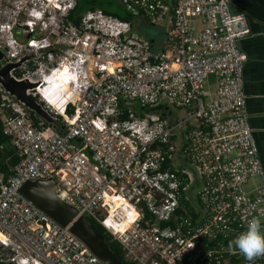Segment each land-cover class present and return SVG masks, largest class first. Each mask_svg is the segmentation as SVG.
Returning a JSON list of instances; mask_svg holds the SVG:
<instances>
[{"label":"built area","instance_id":"obj_1","mask_svg":"<svg viewBox=\"0 0 264 264\" xmlns=\"http://www.w3.org/2000/svg\"><path fill=\"white\" fill-rule=\"evenodd\" d=\"M121 1L162 37L99 8L73 23L74 0H0V66L15 61L14 78L37 82L26 92L56 126L0 85L1 130L18 156L0 171V263L108 264L18 190L51 178L130 264H249L228 247L264 215L237 46L245 15L231 0Z\"/></svg>","mask_w":264,"mask_h":264},{"label":"crops","instance_id":"obj_2","mask_svg":"<svg viewBox=\"0 0 264 264\" xmlns=\"http://www.w3.org/2000/svg\"><path fill=\"white\" fill-rule=\"evenodd\" d=\"M229 8L233 12H243L248 27L246 35L237 41V46L246 56L241 68L244 105L257 155L264 170V0H231ZM156 28L157 31L150 36L159 39L163 28ZM214 83V77L209 76L207 88L211 90ZM176 113L179 114L180 111L177 110ZM256 181L257 177L249 178L244 183V188L252 190ZM260 220L264 231V215Z\"/></svg>","mask_w":264,"mask_h":264},{"label":"water","instance_id":"obj_3","mask_svg":"<svg viewBox=\"0 0 264 264\" xmlns=\"http://www.w3.org/2000/svg\"><path fill=\"white\" fill-rule=\"evenodd\" d=\"M143 27L137 28L135 25L137 30H143ZM15 65L17 62L14 61L0 66V85L5 91L21 101L35 116L41 117L49 125L56 127L55 118L44 111L26 92L37 82L30 81L25 77L16 79L9 73V69ZM52 185L51 178L26 180L21 183L18 190L60 224L69 223V229L81 238L96 256L107 261L108 264H123L106 245L101 234L93 229L87 218L82 214L75 216L76 208L62 201L54 193Z\"/></svg>","mask_w":264,"mask_h":264},{"label":"trees","instance_id":"obj_4","mask_svg":"<svg viewBox=\"0 0 264 264\" xmlns=\"http://www.w3.org/2000/svg\"><path fill=\"white\" fill-rule=\"evenodd\" d=\"M74 6L68 11L67 17L71 22L76 23L80 18V14L87 9L99 8L103 13L113 15L119 19L126 20L132 23L135 16H140L135 10L124 5L121 0H116L118 4L115 6L113 0H74ZM140 21L144 19L140 16ZM132 26H134L132 24ZM131 26V27H132ZM134 28V27H132ZM134 108V107H133ZM136 109V108H135ZM142 112V107L137 104V109ZM128 112L125 110L123 115ZM31 114V113H30ZM32 118L34 116L31 114ZM18 160V156L14 151L12 145H10L8 136L4 134L0 126V171L3 173L9 172V167L12 166ZM88 222L92 225L93 229L98 231L106 245L115 254L117 259L123 264H130L128 260L123 256V251L115 239H112L110 234L92 217L86 216ZM3 264V263H0Z\"/></svg>","mask_w":264,"mask_h":264},{"label":"clouds","instance_id":"obj_5","mask_svg":"<svg viewBox=\"0 0 264 264\" xmlns=\"http://www.w3.org/2000/svg\"><path fill=\"white\" fill-rule=\"evenodd\" d=\"M228 247L229 250L238 251L249 264L264 257V231L260 218L253 217L249 220L246 230L230 241Z\"/></svg>","mask_w":264,"mask_h":264},{"label":"rangeland","instance_id":"obj_6","mask_svg":"<svg viewBox=\"0 0 264 264\" xmlns=\"http://www.w3.org/2000/svg\"><path fill=\"white\" fill-rule=\"evenodd\" d=\"M113 1H114V4H113L114 6L116 4H118V2L116 0H113ZM46 19L48 20V18H46ZM53 20H57L58 23L60 24V22H59V14L58 13H55V14H53L51 16V23H52ZM51 23H50V25L47 28H45L43 35L46 33V30H48L49 28H51V26H52ZM132 24L134 25L133 27H135V25H136L137 28H140L141 26H144L143 27V30L144 31L143 30H137V32L140 33V34H142V35H145V36L146 35L153 34V33H155V31H157V28L156 27L150 26L147 21H140V19L137 16L134 17V19L132 21ZM48 38H49V41L51 42V38H52L51 33L48 34ZM209 76H211V75H209ZM133 105H134V108L137 109V103L136 102H133ZM146 108L147 109H152L150 107H146Z\"/></svg>","mask_w":264,"mask_h":264},{"label":"bare ground","instance_id":"obj_7","mask_svg":"<svg viewBox=\"0 0 264 264\" xmlns=\"http://www.w3.org/2000/svg\"><path fill=\"white\" fill-rule=\"evenodd\" d=\"M33 188V187H32ZM31 189V188H30Z\"/></svg>","mask_w":264,"mask_h":264}]
</instances>
